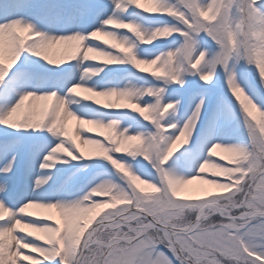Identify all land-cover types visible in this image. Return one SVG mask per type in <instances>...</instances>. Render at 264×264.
I'll use <instances>...</instances> for the list:
<instances>
[{"label": "snow or ice", "instance_id": "obj_1", "mask_svg": "<svg viewBox=\"0 0 264 264\" xmlns=\"http://www.w3.org/2000/svg\"><path fill=\"white\" fill-rule=\"evenodd\" d=\"M0 264H264V0H0Z\"/></svg>", "mask_w": 264, "mask_h": 264}, {"label": "rangeland", "instance_id": "obj_2", "mask_svg": "<svg viewBox=\"0 0 264 264\" xmlns=\"http://www.w3.org/2000/svg\"><path fill=\"white\" fill-rule=\"evenodd\" d=\"M101 39H105V38L102 37ZM216 152H217V155L218 156H224V157H227L228 156V154L225 153V152H223L222 149H217ZM199 183H200L199 181L194 182V184H199ZM143 187H145L147 191H151V189H147L146 186H143Z\"/></svg>", "mask_w": 264, "mask_h": 264}]
</instances>
